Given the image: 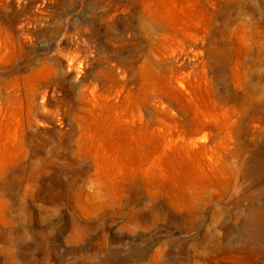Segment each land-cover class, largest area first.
Segmentation results:
<instances>
[{
	"label": "rangeland",
	"instance_id": "obj_1",
	"mask_svg": "<svg viewBox=\"0 0 264 264\" xmlns=\"http://www.w3.org/2000/svg\"><path fill=\"white\" fill-rule=\"evenodd\" d=\"M0 264H264V0H0Z\"/></svg>",
	"mask_w": 264,
	"mask_h": 264
}]
</instances>
